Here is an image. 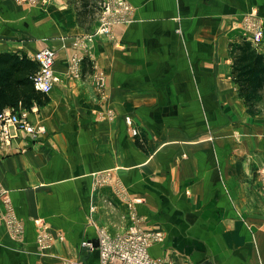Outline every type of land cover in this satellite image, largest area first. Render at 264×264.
<instances>
[{
  "label": "crops",
  "instance_id": "crops-1",
  "mask_svg": "<svg viewBox=\"0 0 264 264\" xmlns=\"http://www.w3.org/2000/svg\"><path fill=\"white\" fill-rule=\"evenodd\" d=\"M128 1L130 21L112 40L93 36L96 22L80 26L73 0H0V53L51 47L60 77L50 101L30 109L46 132L11 127L1 150L0 180L24 232L10 233L0 201V264H99L98 230L133 225L164 232L150 253L169 264H264V90L252 108L230 52L244 39L242 17L256 12L264 25V0ZM78 40L88 52L76 78ZM255 48L264 54V40ZM43 231L54 237L46 249Z\"/></svg>",
  "mask_w": 264,
  "mask_h": 264
},
{
  "label": "built area",
  "instance_id": "built-area-1",
  "mask_svg": "<svg viewBox=\"0 0 264 264\" xmlns=\"http://www.w3.org/2000/svg\"><path fill=\"white\" fill-rule=\"evenodd\" d=\"M47 2V0H43ZM133 6L128 0H101L99 3V13L97 16V27L93 36H103L112 40L115 39L113 27L115 25L125 24L130 21ZM245 30L244 39L249 41L254 47H258L264 40V25L256 12H251L242 21ZM73 46L81 50L82 53H74L70 58V73L79 78L82 76V63L85 59V53L88 52V46L84 41H74ZM85 51V53H84ZM37 65L38 70L32 77L34 86L38 91L49 94L54 85L60 81V77L55 72L56 51L51 47H45L31 56ZM94 87L98 91L100 100L106 99L107 78L103 71L94 68L92 74ZM107 116H113L112 111H108ZM128 124H132L131 117L125 118ZM11 127L24 131L32 137H37L46 132L43 124H32L30 121V109L16 110L14 107H6L0 111V154L1 150L9 145L13 139L10 131ZM133 135H137V129H132ZM109 176L100 178V183H107ZM264 186V172L262 174ZM0 201L4 203L7 209L5 221L8 230L14 237L23 235L24 227L18 220L14 207L11 202L8 190L2 185L0 180ZM139 201L135 199L129 201L133 208ZM132 218L137 220L136 214L132 213ZM44 226V225H43ZM99 264H169L165 259L155 258L150 253V247L158 242L165 240V234L161 230L145 229L140 225H133L125 233L110 235L106 230L99 229ZM54 241L53 235L43 231L38 235L39 245L46 249ZM90 245L91 243H84ZM61 264H84L79 260L64 259Z\"/></svg>",
  "mask_w": 264,
  "mask_h": 264
},
{
  "label": "trees",
  "instance_id": "trees-1",
  "mask_svg": "<svg viewBox=\"0 0 264 264\" xmlns=\"http://www.w3.org/2000/svg\"><path fill=\"white\" fill-rule=\"evenodd\" d=\"M101 0H73L81 27L89 28L97 20ZM233 58L232 74L239 93L248 103H255L264 90V54L246 40L230 45ZM37 63L26 55L0 53V111L6 107L16 110L46 105L48 94L38 91L32 77Z\"/></svg>",
  "mask_w": 264,
  "mask_h": 264
},
{
  "label": "rangeland",
  "instance_id": "rangeland-1",
  "mask_svg": "<svg viewBox=\"0 0 264 264\" xmlns=\"http://www.w3.org/2000/svg\"><path fill=\"white\" fill-rule=\"evenodd\" d=\"M246 16H244V18H245ZM244 18L242 17L241 18V21H240V23H239V25H241V28H242V30L244 31L245 30V28H244V24L242 23V21H244ZM94 32V31H93ZM244 38V37H243ZM243 40H246V39H243ZM247 41V40H246ZM231 52V51H230ZM255 103H257V102H255ZM250 106H252V108H254V103H252V104H250ZM263 172H264V170H262L261 172H260V176H261V181H262V174H263ZM262 184H263V182H262ZM263 188H264V186H263Z\"/></svg>",
  "mask_w": 264,
  "mask_h": 264
},
{
  "label": "bare ground",
  "instance_id": "bare-ground-1",
  "mask_svg": "<svg viewBox=\"0 0 264 264\" xmlns=\"http://www.w3.org/2000/svg\"><path fill=\"white\" fill-rule=\"evenodd\" d=\"M159 243V242H158Z\"/></svg>",
  "mask_w": 264,
  "mask_h": 264
}]
</instances>
